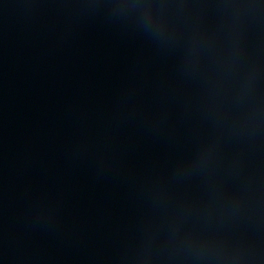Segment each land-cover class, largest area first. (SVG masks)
Masks as SVG:
<instances>
[{"label": "water", "instance_id": "95a60500", "mask_svg": "<svg viewBox=\"0 0 264 264\" xmlns=\"http://www.w3.org/2000/svg\"><path fill=\"white\" fill-rule=\"evenodd\" d=\"M0 264H264V0H0Z\"/></svg>", "mask_w": 264, "mask_h": 264}]
</instances>
